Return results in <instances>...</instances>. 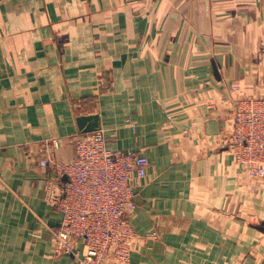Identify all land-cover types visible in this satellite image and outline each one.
Segmentation results:
<instances>
[{
  "label": "crops",
  "instance_id": "0c3cea01",
  "mask_svg": "<svg viewBox=\"0 0 264 264\" xmlns=\"http://www.w3.org/2000/svg\"><path fill=\"white\" fill-rule=\"evenodd\" d=\"M240 1L235 31L234 0L0 1V264H74L45 199L83 113L150 163L131 264H264V183L228 149L236 102L264 100V0Z\"/></svg>",
  "mask_w": 264,
  "mask_h": 264
},
{
  "label": "built area",
  "instance_id": "2783aa9c",
  "mask_svg": "<svg viewBox=\"0 0 264 264\" xmlns=\"http://www.w3.org/2000/svg\"><path fill=\"white\" fill-rule=\"evenodd\" d=\"M235 106L234 136L228 145L244 178L264 183V100H241ZM127 125L137 127L130 120ZM73 143L75 160L53 162L55 176L47 183L45 201L62 216L59 228L50 230L53 253L74 264H130L138 240L131 218L149 160L134 151L110 150L103 130L77 134ZM52 145L59 149V142ZM52 158L44 156L38 164L46 168Z\"/></svg>",
  "mask_w": 264,
  "mask_h": 264
},
{
  "label": "rangeland",
  "instance_id": "374dc122",
  "mask_svg": "<svg viewBox=\"0 0 264 264\" xmlns=\"http://www.w3.org/2000/svg\"><path fill=\"white\" fill-rule=\"evenodd\" d=\"M221 1H223V0H221ZM234 2H235V3H233L234 4V9L231 11V14L226 16V18H228V19H226L227 21H237L238 22L236 27L235 26H230L229 27L232 31H235L236 28L241 29L240 28V24L242 22V20H241L242 19V3H239V2H241L240 0H234ZM194 39H195L194 32H191L190 36H188V43L190 42L191 44H193ZM188 55H189V50H188ZM242 100H250V99H242ZM239 101H241V100H239ZM235 105H237V102H236ZM235 108H236V106H234V110H235ZM234 110H233V113H234ZM233 128H234V126H233ZM233 128H232V131L230 132V134L228 135V141H229L228 144L230 143L231 139L234 136ZM229 145H231V143ZM229 145H228V149L231 151V153L235 157V153L233 152V148L230 147ZM241 172H242V169H241ZM152 234H154V233L148 234L147 236H145V238L148 239L149 241L158 240L157 233H155L156 234V238H154L152 236ZM137 235H138V240L136 242V245H135V248H134V250L132 252V255L137 251L139 240L141 238V235L139 233H137ZM131 259H132V256H131ZM130 264H131V262H130Z\"/></svg>",
  "mask_w": 264,
  "mask_h": 264
},
{
  "label": "water",
  "instance_id": "95a60500",
  "mask_svg": "<svg viewBox=\"0 0 264 264\" xmlns=\"http://www.w3.org/2000/svg\"><path fill=\"white\" fill-rule=\"evenodd\" d=\"M76 121H77L79 134L81 135L102 130L101 115L99 113L96 114L83 113L76 118ZM67 181H68L67 176H64L63 182L66 183ZM258 229L264 232V223H261Z\"/></svg>",
  "mask_w": 264,
  "mask_h": 264
}]
</instances>
